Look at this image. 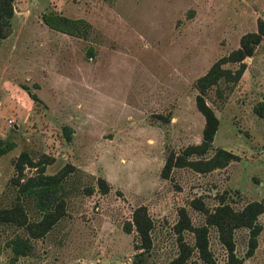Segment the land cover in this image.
<instances>
[{
	"label": "rangeland",
	"instance_id": "374dc122",
	"mask_svg": "<svg viewBox=\"0 0 264 264\" xmlns=\"http://www.w3.org/2000/svg\"><path fill=\"white\" fill-rule=\"evenodd\" d=\"M10 2L0 38V145L13 143L0 154V264H167L178 250L180 208L200 225L220 202L239 209L264 194V114L254 110L264 106V30L238 80L205 90L217 129L203 154L188 156L222 147L237 157L205 171L172 165L161 174L170 152L200 141L195 78L264 21V0ZM49 9L84 18L87 33L49 28L40 18ZM21 151L46 159L44 173L64 172L62 213L38 236L27 227L41 216L34 198L12 181ZM34 171L25 165L22 173ZM139 205L150 219L147 248L132 221ZM15 206L24 223L3 216ZM256 220L251 254L248 228L233 230L240 264H264V210ZM16 236L26 238L27 250L14 256L8 241ZM181 236L193 245L190 230ZM206 236L215 264H225L216 228L207 225ZM183 264L206 263L192 246Z\"/></svg>",
	"mask_w": 264,
	"mask_h": 264
},
{
	"label": "trees",
	"instance_id": "16d2710c",
	"mask_svg": "<svg viewBox=\"0 0 264 264\" xmlns=\"http://www.w3.org/2000/svg\"><path fill=\"white\" fill-rule=\"evenodd\" d=\"M12 14L13 7L10 0H0V38L6 35L9 18ZM40 18L49 28L69 35L84 36L89 27L88 21L84 18L66 16L53 9L42 11ZM263 30L264 21L259 20L256 25V30L242 33L239 37L237 47L216 58L201 75L195 78L194 87L197 92L194 96V103L197 110L203 116L201 138L198 143L185 146L179 154L174 155L173 152H170L161 169L163 176L168 175V171L172 165H188L197 171H205L214 167L223 166L229 160L237 157L230 150L217 147L208 157H200L197 159L188 158L191 154H203L209 148L217 129L218 119L204 99L205 90L213 84L216 85L219 81L224 82L225 85H231L238 80L245 66L243 58L252 54L253 45L259 41ZM225 62L237 63V66L234 69L224 67L222 64ZM30 95L32 98L35 96L33 93H30ZM254 110L259 115L264 114V106L262 104L255 107ZM64 133L66 138H68V133L66 131ZM12 146L13 143L0 145V154ZM46 162H48L46 159H32L25 151L19 152L13 161L15 170V175L12 178L13 183L20 193L28 194L34 198L35 206L41 214L39 219L29 221L27 225L32 236L41 235L63 210V199L58 195L57 190L64 174L63 169L51 174L44 173V164ZM25 165L34 167V173L24 175L22 170ZM16 208H19V206L1 212H4L3 216L7 220L16 222H18L17 218L19 219L22 216L21 221L24 223L25 219L23 215ZM263 210L264 194L258 199L246 202L239 209H234L226 202H220L211 210H205L204 224L193 225L189 221L185 210L180 208L178 211V219L174 224V230L178 234V250L177 254L167 264H183L190 254L192 246L195 247L198 256L206 264H215L207 249V225H212L216 228L218 239L226 249L225 264H240L242 259L233 250V230L238 227L248 228L246 254H251L256 245V235L261 226L257 222L256 217ZM132 221L139 235L140 246L147 248L150 244L147 233L150 219L143 206L139 205L133 209ZM183 229H188L193 233L194 241L192 246L188 245L182 238L181 231ZM8 244L14 256L24 254L27 250V242L24 237L16 236L9 240Z\"/></svg>",
	"mask_w": 264,
	"mask_h": 264
}]
</instances>
